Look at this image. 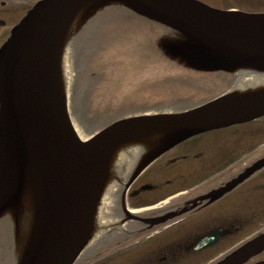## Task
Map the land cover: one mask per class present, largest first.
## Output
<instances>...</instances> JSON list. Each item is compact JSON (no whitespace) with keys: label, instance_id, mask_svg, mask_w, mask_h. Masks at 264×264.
I'll list each match as a JSON object with an SVG mask.
<instances>
[{"label":"water","instance_id":"obj_1","mask_svg":"<svg viewBox=\"0 0 264 264\" xmlns=\"http://www.w3.org/2000/svg\"><path fill=\"white\" fill-rule=\"evenodd\" d=\"M122 5L170 26L192 43L178 53L201 68L264 72V13L211 8L197 0H42L0 48V214L18 229L22 202L35 208L19 264H72L89 234L112 153L160 137L150 159L193 136L264 117V89L228 93L192 109L119 119L82 141L58 70L75 14ZM264 165V160L249 170ZM264 250V233L218 264H242Z\"/></svg>","mask_w":264,"mask_h":264},{"label":"flooded vegetation","instance_id":"obj_2","mask_svg":"<svg viewBox=\"0 0 264 264\" xmlns=\"http://www.w3.org/2000/svg\"><path fill=\"white\" fill-rule=\"evenodd\" d=\"M36 1L0 0V45ZM262 132L263 126L232 131L231 137L241 139L228 147L210 136L219 131L189 139L127 189L118 185L110 213L121 226L85 249L74 264H215L264 230L246 233L264 218V168L219 196L264 157ZM244 264H264V251Z\"/></svg>","mask_w":264,"mask_h":264},{"label":"rangeland","instance_id":"obj_3","mask_svg":"<svg viewBox=\"0 0 264 264\" xmlns=\"http://www.w3.org/2000/svg\"><path fill=\"white\" fill-rule=\"evenodd\" d=\"M202 1L221 9L234 8L246 12L264 11V0ZM90 23H84L76 31L71 40L68 59L69 72L71 76L73 75V82L72 79L70 80L73 83L71 89L77 88H75V98L70 103V114L84 137H89L108 122L100 118L106 113H114L116 117H121L134 113L136 108L141 112L161 111V109L177 111L222 93L233 79V75L200 78L187 73V71L184 72L180 67L168 63L160 56L156 57L153 53L150 55L146 53L148 51L144 50L138 35L136 39H134L135 35L133 36L132 43L125 39L118 43H112L108 47H101L90 61L87 58L93 53L94 41L97 39L98 32L110 23V19L94 22L98 23L96 27H92L93 23ZM135 44H138V47H134ZM144 56L149 59H145ZM88 61L91 63V68H88ZM92 68L97 70V75L90 76L89 83L84 84L85 80H89L87 75L84 80L85 70L92 72ZM178 75L179 77H177ZM214 78L226 79H219L215 84L209 81ZM84 96L86 105L81 99ZM115 106L128 110L112 111ZM111 111L113 113H110ZM238 129H227V131L210 136L215 137L213 140L217 145L228 147V144L241 139L231 137L232 131ZM260 137L263 140L264 132ZM232 162H237V160ZM263 226L264 218L259 223L250 226L246 233L249 235Z\"/></svg>","mask_w":264,"mask_h":264},{"label":"bare ground","instance_id":"obj_4","mask_svg":"<svg viewBox=\"0 0 264 264\" xmlns=\"http://www.w3.org/2000/svg\"><path fill=\"white\" fill-rule=\"evenodd\" d=\"M86 12L85 7L81 8L74 16L71 27H76L78 24L80 16ZM78 27V25H77ZM69 29V33L65 34L62 41L59 57H58V70L60 75V80L63 87L66 89L71 85L70 80L72 76L69 72V42L73 30ZM236 79L233 82L232 92L236 94H245L246 91L264 89V72L247 71L242 69H237ZM72 81V80H71ZM76 134L82 140H86L80 128L76 123L73 122ZM157 146V142L153 137L137 138L127 141L117 147V149L112 153L110 157L108 169L106 171L104 184L102 186L101 192L92 215V220L90 224L89 235L87 241L85 242L83 248L96 243L99 241L110 228H112L114 221L109 217V200L110 196L116 188L118 182H125L128 179L129 173H131L136 166V163L145 154L143 152L152 151ZM150 154V153H149ZM127 181V180H126Z\"/></svg>","mask_w":264,"mask_h":264},{"label":"trees","instance_id":"obj_5","mask_svg":"<svg viewBox=\"0 0 264 264\" xmlns=\"http://www.w3.org/2000/svg\"><path fill=\"white\" fill-rule=\"evenodd\" d=\"M106 14H108L106 17H108L110 19V23L105 26V28L100 32V34L97 36V39L94 41V49H93V53H91L87 59H93V55H96L97 52L101 49V47H108L110 46V44L112 43H116V34L120 35V36H124V38H127V35H131L128 33V31H130V29H134L135 26L136 27H148L149 29H147L148 33L151 36H154L153 38H149V42L151 44V42H154L155 44L157 43V34L160 33L161 31H164L166 33H173L175 34L176 32H174V30L170 29V28H164V27H158L156 25H152L151 23L145 22V21H140V23H135V16L134 14L122 7H118V8H114V10H111V12H107ZM138 21V20H137ZM136 32V30H134V33ZM131 33L133 34V32L131 31ZM179 36V34H177ZM168 40L174 41L176 39L175 38H167ZM179 40V39H177ZM148 51L150 52H155V48L149 46L148 47ZM157 52V51H156ZM75 60V59H74ZM86 68V67H85ZM88 68H91V63L88 61ZM89 73V74H87ZM89 76V80H85V76ZM97 75V70H95L94 68H92V72L85 70L84 73V84H88L90 81V76L94 77ZM75 85V82H74ZM75 88L73 89V94H72V100L73 98H75ZM77 89V88H76ZM79 91V90H78ZM84 105H86V101H85V96L84 98H81ZM83 105V106H84ZM116 111L117 112H122L123 110L126 111V109H121L119 106H115L114 109L112 111ZM110 113H113V112ZM112 115V116H111ZM113 114H109L106 113L104 115H101L100 118L103 121H110L112 119H114L116 117V115ZM109 119V120H107ZM99 121V120H97ZM1 241H2V248H1ZM9 246L13 247V242H10V239L8 240L7 238H5L4 240H0V264H10L12 259L14 258V253L13 251H11V248Z\"/></svg>","mask_w":264,"mask_h":264}]
</instances>
